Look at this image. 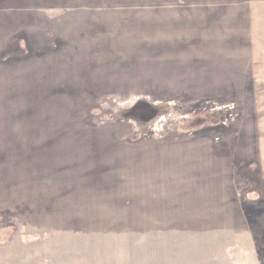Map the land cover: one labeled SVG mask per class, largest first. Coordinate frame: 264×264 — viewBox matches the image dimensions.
<instances>
[{"label":"rangeland","instance_id":"obj_1","mask_svg":"<svg viewBox=\"0 0 264 264\" xmlns=\"http://www.w3.org/2000/svg\"><path fill=\"white\" fill-rule=\"evenodd\" d=\"M264 0H0V264H264Z\"/></svg>","mask_w":264,"mask_h":264},{"label":"crops","instance_id":"obj_2","mask_svg":"<svg viewBox=\"0 0 264 264\" xmlns=\"http://www.w3.org/2000/svg\"><path fill=\"white\" fill-rule=\"evenodd\" d=\"M262 12H263V15H264V10Z\"/></svg>","mask_w":264,"mask_h":264}]
</instances>
